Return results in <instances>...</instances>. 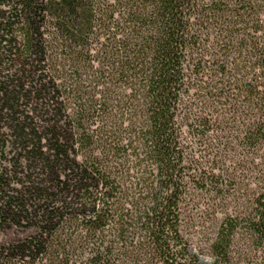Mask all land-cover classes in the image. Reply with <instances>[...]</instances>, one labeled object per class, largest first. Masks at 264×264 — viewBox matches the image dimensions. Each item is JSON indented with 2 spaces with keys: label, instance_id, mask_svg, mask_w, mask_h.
<instances>
[{
  "label": "trees",
  "instance_id": "16d2710c",
  "mask_svg": "<svg viewBox=\"0 0 264 264\" xmlns=\"http://www.w3.org/2000/svg\"><path fill=\"white\" fill-rule=\"evenodd\" d=\"M1 119L49 181L0 264H258L264 0H0Z\"/></svg>",
  "mask_w": 264,
  "mask_h": 264
},
{
  "label": "rangeland",
  "instance_id": "374dc122",
  "mask_svg": "<svg viewBox=\"0 0 264 264\" xmlns=\"http://www.w3.org/2000/svg\"><path fill=\"white\" fill-rule=\"evenodd\" d=\"M10 132L9 120H0V133ZM3 136L0 134V139ZM12 157H0V204L7 207L17 206L23 203L25 207L31 208V204H40L41 198L39 191L45 185L47 180L41 177L40 173L35 170L37 167H26L25 161L20 158L14 161ZM25 164V165H24ZM33 164L30 163V166ZM36 166V165H35ZM9 200V201H7ZM9 205V206H10ZM8 206V207H9ZM12 215H0V243H12L31 233L33 225L31 222ZM215 224L214 211L210 206L199 205L189 208L186 211L183 222V229L186 235L197 234L201 231L203 234L209 232ZM264 246L261 243H255L250 248L252 259L258 264H264ZM255 248V249H254ZM204 261H209L210 256L204 252L202 254Z\"/></svg>",
  "mask_w": 264,
  "mask_h": 264
}]
</instances>
